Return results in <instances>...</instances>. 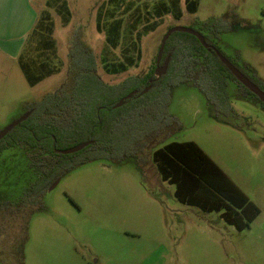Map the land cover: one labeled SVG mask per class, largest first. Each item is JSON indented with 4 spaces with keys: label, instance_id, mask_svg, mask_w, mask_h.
<instances>
[{
    "label": "rangeland",
    "instance_id": "obj_1",
    "mask_svg": "<svg viewBox=\"0 0 264 264\" xmlns=\"http://www.w3.org/2000/svg\"><path fill=\"white\" fill-rule=\"evenodd\" d=\"M63 1L67 24L57 9H48L59 48L58 75L32 85L23 68L0 52V132L67 80L69 39L76 29L96 56L98 75L112 86L143 78L170 28L207 35L206 25L213 31L226 19L231 29L213 39L219 52L264 81V0ZM134 86L125 93L135 92ZM227 96L238 116L217 115L192 82L164 85L152 94V105L116 124L124 141L116 158L138 138L129 135L124 124L129 120L141 127L149 123L147 128L156 116H166L172 124L167 136L149 141L140 157L128 153L121 161L102 158L77 165L47 185L42 208L15 218L5 215L0 264H264V106L254 96L240 95L232 81ZM189 141L259 208L250 228L237 231L221 211L181 203L175 186L161 179L153 153L165 144ZM37 180L24 149L14 146L0 154V202H19Z\"/></svg>",
    "mask_w": 264,
    "mask_h": 264
},
{
    "label": "trees",
    "instance_id": "obj_2",
    "mask_svg": "<svg viewBox=\"0 0 264 264\" xmlns=\"http://www.w3.org/2000/svg\"><path fill=\"white\" fill-rule=\"evenodd\" d=\"M52 1L54 0L48 2V7L57 9L63 22L67 24V3L55 0L52 4ZM206 27L209 34L200 33L206 46L192 34L174 32L166 41L161 63L156 60L155 65L143 78H130L122 84L112 86L103 82L98 75L96 56L84 43V33L76 29L69 39L67 80L56 92L28 105L26 118L0 141V154L14 146L21 147L25 150L31 167L38 174V180L29 185L19 202H0V222H3L7 214L15 218L25 215L27 209L33 211L42 208V198L47 185L73 167L102 158L121 161L123 157H129L128 153L140 157L149 141L161 134L166 137L172 130V124L166 116H156L153 126L147 128L149 123L141 127L136 119L129 120L124 123L130 128L129 135H138V138L132 141L127 139L125 134L128 133L122 134L126 141L131 140L132 147L127 153L116 158L115 153L122 150L121 143H124L116 130V124L124 121L131 112L152 105L155 101L154 97H151L152 94L162 91L164 85L175 86L180 82H192L214 107L217 115L238 116L227 96L228 82L237 84L240 95L257 97L237 81L214 51L219 49L213 39H217V32L231 29L229 22L226 19L219 20L213 31L210 25L204 28L207 29ZM53 32L54 22L49 13L45 12L30 36L31 40L36 39L42 49L41 56L38 55L34 64L45 73L48 70L50 74L57 71L51 70V65L46 61V57L56 54ZM41 60L43 62L39 63ZM228 60L264 91V81L256 73H251V68L244 66L242 69L232 60ZM166 61L167 70L158 78L155 74L156 67ZM29 79L34 85L42 78L29 76ZM165 79L166 81H163ZM129 86H134L136 91L122 106L116 107V104L127 96L125 90ZM145 90L147 91L143 93ZM262 105L264 106L263 103ZM106 110L111 113L108 114ZM139 131L144 133L137 134ZM85 142H88V145L78 152H58L63 149L61 145L76 146ZM153 161L161 179L175 186V197L181 203L196 206L204 212L221 211L222 219L237 231L250 228L260 213L259 208L192 141L165 144L153 153Z\"/></svg>",
    "mask_w": 264,
    "mask_h": 264
},
{
    "label": "crops",
    "instance_id": "obj_3",
    "mask_svg": "<svg viewBox=\"0 0 264 264\" xmlns=\"http://www.w3.org/2000/svg\"><path fill=\"white\" fill-rule=\"evenodd\" d=\"M49 1L50 0H0V52L5 54L9 59L16 61L20 69L23 68L26 78H29V76L30 78H42L34 85L60 73L59 48L54 32L53 39L56 43V54H52L49 58L46 57V61L51 65L49 67L51 70L55 69L57 71L50 74L47 70L45 73L34 64L38 55L41 56L42 49L38 46L36 39L31 40L30 36L40 19L43 18L45 12L49 13L53 21L50 10H48ZM54 1H52V4ZM50 9L54 10V8ZM42 62L43 60L39 63Z\"/></svg>",
    "mask_w": 264,
    "mask_h": 264
},
{
    "label": "water",
    "instance_id": "obj_4",
    "mask_svg": "<svg viewBox=\"0 0 264 264\" xmlns=\"http://www.w3.org/2000/svg\"><path fill=\"white\" fill-rule=\"evenodd\" d=\"M174 32H185V33H189L192 34L194 36H196L199 41L201 42L202 45L206 46V43L204 41L203 36L191 29V28H186V27H172L170 28L166 34L164 35L162 42H161V46H160V50L157 56V63L160 62L161 58H162V54H163V50L166 44V41L168 40V38L170 37V35ZM214 51L216 52V54L218 55V57L220 58V60L225 64V66L230 70V72L233 74V76L237 79L238 82H240L243 86H245L251 93H253L263 104H264V91L261 90L255 83H253L247 76H245L241 71H239L222 53H220L217 49H214ZM168 67V62L166 61L164 63L163 66H160L159 64L156 67V71L155 74L156 76L159 78L161 77L167 70ZM147 90H145L143 93H145ZM134 94L131 93L129 95H127L126 97H124L123 99L120 100V102L118 104H116V107H120L124 101L128 98H130L132 95ZM26 114L20 118L19 120H16L15 122H13L12 124H10L9 126H7L5 129H3L0 132V141L18 124L20 123V121L24 120L26 118ZM88 145V142L86 143H81L78 144L72 148L66 149V150H58L59 153L62 154H72L75 152L80 151L81 149H83L85 146ZM55 185H53L50 189H52Z\"/></svg>",
    "mask_w": 264,
    "mask_h": 264
}]
</instances>
